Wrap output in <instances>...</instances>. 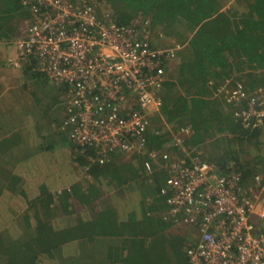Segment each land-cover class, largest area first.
I'll return each instance as SVG.
<instances>
[{"label":"trees","instance_id":"16d2710c","mask_svg":"<svg viewBox=\"0 0 264 264\" xmlns=\"http://www.w3.org/2000/svg\"><path fill=\"white\" fill-rule=\"evenodd\" d=\"M94 1L118 24L148 21L155 38L182 45L160 92L164 122L175 131L189 127L185 145L202 148L203 160L220 173H240V185L249 187L264 165V120L247 126L234 116L237 105L214 96L232 76L248 91L264 84V0H234L228 7L225 0ZM27 18L18 0H0V40L20 35ZM154 130L146 134L145 154L116 152L100 164L90 161L92 148L74 144L65 157L74 171L67 172L47 145L14 173H0V264H188L190 238L163 217L166 167L148 156L152 149L176 148H163L170 133Z\"/></svg>","mask_w":264,"mask_h":264},{"label":"built area","instance_id":"2783aa9c","mask_svg":"<svg viewBox=\"0 0 264 264\" xmlns=\"http://www.w3.org/2000/svg\"><path fill=\"white\" fill-rule=\"evenodd\" d=\"M18 1L30 23L13 41L16 59L9 62L32 60L63 89L61 129L68 139L92 148L90 161L100 164L116 152L145 154L150 118L161 108L165 74L182 45L155 46L148 21L118 24L94 0ZM214 97L237 105L234 116L247 126L264 120V84L248 93L232 76ZM176 132V151L152 149L148 156L167 171L163 217L195 230L188 264H264V176L256 174L258 191L246 194L240 173H220L185 145L189 127ZM144 168L151 172L150 161Z\"/></svg>","mask_w":264,"mask_h":264},{"label":"rangeland","instance_id":"374dc122","mask_svg":"<svg viewBox=\"0 0 264 264\" xmlns=\"http://www.w3.org/2000/svg\"><path fill=\"white\" fill-rule=\"evenodd\" d=\"M233 2L234 0L224 1L226 5H230ZM28 23H30L29 18L25 19L22 22L21 28H20V35H18L17 37L25 33ZM154 36L156 35L152 34V38H153L155 46L165 47L173 43L172 39L163 37V35L162 36L159 35V37L157 38H155ZM17 37H15V39ZM15 39H13L12 41L7 40L6 42H4V46H6L7 49H6L5 54L1 53L2 57H0V77L7 78L6 80H8L11 77L13 78V76H16V74L14 73L15 71L14 68L19 67L21 65V62L23 63V60H16V63H11L13 66L9 64L10 62L8 60L10 59L11 62H13L14 59L8 58L9 56L8 50L16 52L13 46V41ZM170 68L172 69L171 66ZM23 69H25L24 66H23ZM34 69L36 70V68ZM18 72H19V69H17V73ZM35 72H36L35 76L33 75L32 71L27 72L25 76H23L24 78L23 79V82H24L23 90H25L27 94L24 93L23 96L19 95L18 97L16 95L18 88L13 87L10 89L8 95L3 94L2 96H0V124L1 123L4 124V127H7V129L8 127L12 128L15 125V121H14L15 116L16 115L21 116V113L23 114L22 117L23 118L25 117V119L26 117H30L31 119L32 117L38 118L41 116V113L39 110V107H41L43 110H45V135H40V138L42 139L45 138V146L49 145V147L51 146L53 147L52 150L50 151L52 155V160H56L61 166H65L68 172L71 165L70 163L67 162V159L69 158L67 157L66 159L65 157L67 154L70 153L69 150L74 148V144L68 139L66 131L61 129V123H62V119L64 115V112H63L64 101L62 99V90L60 89V87L55 85L52 82V80L48 76H46L44 73L40 72L39 70H36ZM246 92L250 93L251 91L246 90ZM228 104L235 105L234 103H229V102ZM24 115H27V116H24ZM163 116H164V113L162 115L161 110L154 112L153 116L150 118L149 127L151 126L150 128H153V129L161 128L160 129L161 131L166 130L170 133L169 134L170 138L168 139V141L164 142L163 148H166V147L173 146V140L177 134L176 132L177 130L175 131L171 125L167 123L165 124ZM17 119H18L17 128L19 129L22 120L18 118V116H17ZM16 131H20V130H16ZM13 133L14 132H12V134ZM16 135H19L22 138L23 142L26 141L27 134L18 132L16 133ZM38 145L40 146H37L36 152L34 154L35 156L39 155L41 151L42 144H38ZM262 145L264 147V143H262ZM205 146L207 145L204 144L203 148L205 151H207ZM201 149L200 151L202 152ZM251 153L253 154L256 153V150L253 149ZM248 157L249 156L246 154V158ZM71 170L74 171L73 169H70V171ZM83 173H84L83 170L76 168L77 177H82ZM256 174H259L260 176H264V165L261 166L260 169H258ZM242 187L244 188L243 190H245L246 194L249 193V195H252L253 192L258 191L257 189L258 186L254 182V179L250 182L249 187L248 185H244V186L242 185ZM130 195L136 197L132 193ZM74 208L77 213L81 212V208H79L77 204H75ZM21 213L22 211H19L15 215L19 225H21L20 221H22ZM10 216L14 217V215L12 214ZM176 226L182 227L181 231L183 232V234L187 235L190 238V242L192 243L196 235L195 230L185 225H176Z\"/></svg>","mask_w":264,"mask_h":264},{"label":"crops","instance_id":"0c3cea01","mask_svg":"<svg viewBox=\"0 0 264 264\" xmlns=\"http://www.w3.org/2000/svg\"><path fill=\"white\" fill-rule=\"evenodd\" d=\"M4 42H6L4 39L0 40V57H2L1 53L5 54L6 49H7L6 46H4ZM8 52H9L8 58L15 59L16 52L10 51V50H8ZM23 66L25 67V69H23ZM29 67L34 68L30 61L28 60L23 61V63L21 62V65L19 67L17 68L13 67L15 70L14 73L16 74V76H13V78L11 77L8 80H6L7 78L0 77V96H2L3 94L8 95L10 89L13 87L18 88V91L16 92V95L18 97L19 95L23 96L24 93L27 94L26 91L23 90L24 88L23 76H25V74L29 71L30 72L32 71L34 76L36 75L35 70H31L29 69ZM17 69H19L18 73H17ZM60 89L62 90V88ZM62 99L65 104V92L63 90H62ZM39 110H40L41 116L38 118L32 117L31 119L30 117H26L25 119V117L24 118L22 117L23 115L22 113H21V116L16 115L14 118L15 125L12 128L8 127L7 129V127H4V124L2 123L0 124V142H1V145H0V173H4V171L14 173L16 170V167L19 165L20 162L24 160L26 161L28 158L34 156L37 146H40L38 144H42V146H45V138L43 139L40 138V135H45V110H43L41 107H39ZM63 112H64V106H63ZM17 116L18 118L22 120L19 129L17 128L18 127ZM24 116H27V115H24ZM16 130H20V131H16ZM12 132H15V135L18 132L27 134L26 141L23 142L22 140H19L18 138H16L17 136L12 137L11 136ZM29 133H30V136H29ZM4 139H7V141Z\"/></svg>","mask_w":264,"mask_h":264},{"label":"clouds","instance_id":"9594fccd","mask_svg":"<svg viewBox=\"0 0 264 264\" xmlns=\"http://www.w3.org/2000/svg\"><path fill=\"white\" fill-rule=\"evenodd\" d=\"M229 5H226V7H228ZM150 36H151V38H152V34L150 33ZM152 41H153V38H152ZM153 43H154V41H153ZM173 44V43H172ZM245 87V86H244ZM63 90V89H62ZM245 90H247L246 88H245ZM64 118V117H63ZM63 120V119H62Z\"/></svg>","mask_w":264,"mask_h":264}]
</instances>
